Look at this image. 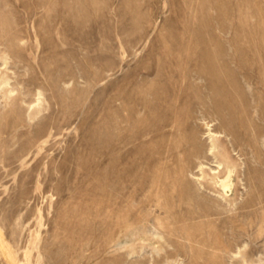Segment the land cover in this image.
<instances>
[{
    "label": "rangeland",
    "instance_id": "rangeland-1",
    "mask_svg": "<svg viewBox=\"0 0 264 264\" xmlns=\"http://www.w3.org/2000/svg\"><path fill=\"white\" fill-rule=\"evenodd\" d=\"M0 264H264V0H0Z\"/></svg>",
    "mask_w": 264,
    "mask_h": 264
},
{
    "label": "bare ground",
    "instance_id": "bare-ground-1",
    "mask_svg": "<svg viewBox=\"0 0 264 264\" xmlns=\"http://www.w3.org/2000/svg\"><path fill=\"white\" fill-rule=\"evenodd\" d=\"M203 113V110H202ZM210 115V114H209ZM216 116V115H215ZM214 119V118H213ZM215 120V119H214ZM216 121V120H215ZM212 122V120H211ZM225 126V125H224ZM221 128V127H220ZM195 130V129H194ZM208 134H209V138L212 140L211 143L207 146H209L207 149L212 152L213 154H215L216 152L219 153V158L216 160V166L215 167H211L210 169L212 170L211 175H210V179H211V185L214 187H217V191H219L220 196L222 198H224V193L227 192V190L230 189L231 184H232V177H233V168L231 167L230 164V159L229 156L227 155V153L220 152L218 151V149L216 148V145L214 143V139H216V134L218 132L221 133V129L218 128V126H213L212 128H210V126L208 125L207 128ZM224 131V128H223ZM227 131V130H226ZM225 131V132H226ZM231 131V130H230ZM193 134V133H192ZM229 134V133H228ZM196 135V134H194ZM193 135V136H194ZM223 135V134H222ZM227 135V134H226ZM225 136V135H224ZM231 136V135H230ZM228 137V135L226 136ZM208 139V138H207ZM232 141V140H231ZM229 142V141H228ZM231 143V142H229ZM196 144V143H195ZM199 145V144H197ZM200 146V145H199ZM241 146V145H239ZM244 147V145H243ZM200 148V147H199ZM206 149V150H207ZM198 150V149H197ZM207 150V151H208ZM169 152V151H168ZM193 152V151H192ZM205 153V152H204ZM169 154V153H168ZM193 154V153H192ZM195 158V157H194ZM198 158V157H197ZM196 158V159H197ZM204 159V158H202ZM207 160V159H205ZM212 160V159H210ZM194 161V160H193ZM196 163V162H195ZM193 164V163H192ZM198 165H201V161L198 160ZM207 164V163H205ZM195 165V164H194ZM193 166V165H192ZM197 168V167H196ZM199 172V171H198ZM200 175V174H199ZM198 175V176H199ZM201 176V175H200ZM197 177V176H196ZM203 177V176H202ZM200 178V177H199ZM200 184L202 183L201 181L199 182ZM216 202V201H215ZM213 204V203H212ZM216 205V204H215ZM209 206V205H208ZM213 207V206H212ZM212 210V209H211ZM209 212V210L207 211V213ZM218 211L216 210V212H214V215H216L215 213H217ZM212 213V212H211ZM210 214V213H209ZM208 215V214H206Z\"/></svg>",
    "mask_w": 264,
    "mask_h": 264
}]
</instances>
